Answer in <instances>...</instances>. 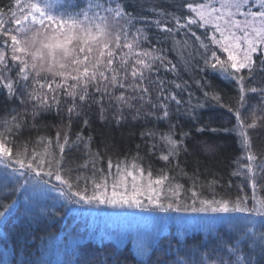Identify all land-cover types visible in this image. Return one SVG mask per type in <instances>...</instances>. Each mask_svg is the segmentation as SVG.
<instances>
[{
	"label": "snow or ice",
	"instance_id": "6c2138e0",
	"mask_svg": "<svg viewBox=\"0 0 264 264\" xmlns=\"http://www.w3.org/2000/svg\"><path fill=\"white\" fill-rule=\"evenodd\" d=\"M177 7L179 15L153 9L157 18L147 21L127 0H8L0 6V97L10 108L0 116V228L13 218L28 224L54 219L67 205L239 214L248 224L238 236L217 233L208 242H178L167 250L141 241L135 264H264V230L248 226L253 217L264 219V144L256 150L253 139L264 130V0H181ZM172 51L179 62L169 58ZM217 77L235 88L230 100L215 90ZM193 85L201 95L194 96ZM212 102L232 114V127L203 125L201 110ZM87 110L106 124L122 126L129 118L152 124L140 135L162 167L135 157L129 170L127 161L114 165L109 158L105 170L104 157L91 150L92 137L72 132L74 118L90 123ZM53 111L66 114L68 124L41 134L40 119ZM218 131L235 133L246 153L247 162L232 172L242 183L235 193L231 183L218 192L213 180L205 195V186L198 190L189 177L186 188L171 175L173 160L193 148L215 155L214 142L194 141L196 133ZM74 150L82 155L74 159ZM157 252L162 255L153 260ZM74 264L119 262L83 255Z\"/></svg>",
	"mask_w": 264,
	"mask_h": 264
},
{
	"label": "trees",
	"instance_id": "16d2710c",
	"mask_svg": "<svg viewBox=\"0 0 264 264\" xmlns=\"http://www.w3.org/2000/svg\"><path fill=\"white\" fill-rule=\"evenodd\" d=\"M180 2L181 0H127V3L137 6L138 11L145 14L147 21H153L157 18L153 9H155V13L163 11L171 13L175 11L179 15L180 9L177 5ZM6 3H8V0H0V6ZM139 5H145V7L140 8ZM141 26H144L142 22L137 23V27ZM152 32H156L154 26ZM167 47L170 48L171 43ZM168 55L174 62H179L181 59L180 55L175 51L169 52ZM184 56L187 57L188 53L185 52ZM161 74L163 75V73ZM182 74L184 79L189 80V83H191L189 73L184 72ZM214 85L215 90L220 92L226 101L236 94L235 88L222 77H217L214 80ZM192 91L194 96L201 95L194 85ZM183 98H187L186 93L183 94ZM256 103V100L251 101L252 105ZM9 110V105L0 97V116L5 115ZM87 119L90 123L85 126L82 122L83 117L79 122H76L74 118L72 132L73 134L80 132L85 139L89 136L92 137L91 150L93 153L99 152L104 157L103 167L105 170H107L109 158L114 165L117 163L123 165L127 161L129 170H131V164L135 162L133 159L135 157L142 158L144 165L146 167L151 165L154 170H159L164 164L163 161H160L148 151L150 144H147L140 135L143 127H151L152 124L146 125L143 119L133 121L130 118L122 126H118L115 123L106 124L99 119L98 113L94 110H87ZM111 119L112 117L109 115V120ZM232 119V114L228 112L227 108H220L214 102H212V106L201 110L203 125L213 128L232 127ZM153 123L155 122L153 121ZM66 124H68L66 114L62 118L53 111L43 114L39 128L41 129V134L51 133L54 135L58 129H63ZM190 127V125L186 127L185 131L189 130ZM160 130L166 131L167 125H161ZM33 135H35V132H33ZM196 137L195 145L212 142L218 145L216 154L209 155L203 151H197L195 148L190 149L188 154H181L178 160H173L170 166L172 169L171 175L175 176L176 180L184 184L186 188L192 185V180L189 177H194L197 181L198 190H200L199 185L205 186L203 189L205 195H210L208 185L213 180L217 181L218 192L223 191L220 186L226 188L231 183L234 185L232 191L235 193V186L240 185L243 178L232 176V172L236 170L238 164L243 167L247 162L246 153L243 151L236 134H226L218 131L216 133L208 132L207 134L196 133ZM253 139L257 146L256 150H258L259 146L264 144V130L258 129L254 133ZM81 155L82 153L74 150V159ZM177 164L179 168L176 167ZM248 191L250 192V189ZM87 208L89 207L87 206ZM78 209H84V207L81 205H67L60 208L54 219L42 217L38 222L31 224L25 223L21 218H13L7 225L0 228V264H18L19 259L37 261V264H74L76 259L78 257L82 259L83 255L100 258L107 257L109 259L115 257L119 264H135V253L130 243L119 246L112 240H88L73 248L64 245L58 247L54 242L74 224L76 221L75 216L77 215L75 211ZM241 230L221 226L208 232L196 230L182 236L170 230L159 237L153 247L159 246L161 249L167 250L169 246L172 248L177 247L178 242L181 246L185 242L189 245L198 243L201 240L208 242L217 233L230 238L238 236ZM253 230H264V226ZM14 248L16 249L15 253L13 251ZM160 255H162V252H157L152 259L156 260Z\"/></svg>",
	"mask_w": 264,
	"mask_h": 264
},
{
	"label": "rangeland",
	"instance_id": "374dc122",
	"mask_svg": "<svg viewBox=\"0 0 264 264\" xmlns=\"http://www.w3.org/2000/svg\"><path fill=\"white\" fill-rule=\"evenodd\" d=\"M83 207L75 211L74 224L54 242L58 247L64 245L73 248L88 240H112L119 246L130 243L136 254L138 243L143 241L154 246L157 239L170 230L182 236L196 230L208 232L221 226L237 230L248 224L239 214L228 217L217 214L141 212L138 209L114 210L104 206ZM252 219L254 224L248 226L253 229L264 226V219Z\"/></svg>",
	"mask_w": 264,
	"mask_h": 264
}]
</instances>
